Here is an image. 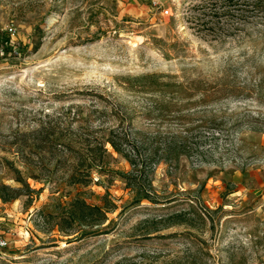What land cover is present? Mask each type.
Segmentation results:
<instances>
[{"label":"rangeland","instance_id":"1","mask_svg":"<svg viewBox=\"0 0 264 264\" xmlns=\"http://www.w3.org/2000/svg\"><path fill=\"white\" fill-rule=\"evenodd\" d=\"M160 1L0 0V264H264V16Z\"/></svg>","mask_w":264,"mask_h":264},{"label":"trees","instance_id":"2","mask_svg":"<svg viewBox=\"0 0 264 264\" xmlns=\"http://www.w3.org/2000/svg\"><path fill=\"white\" fill-rule=\"evenodd\" d=\"M211 1H212L211 2V4H212L211 7L213 9H216V10L217 9H223V8L227 9V8L231 7L232 5L236 4V3H234L235 0H211ZM254 7L256 9L261 10L262 11V15L264 16V0H257V2H255ZM112 144H113L114 147L119 149V146H118V144L115 141L112 140ZM133 162H134V160H133ZM77 202H78V204H80L82 206V208L84 210L87 211V215H92L96 211L100 210L99 206H90V205H88L86 202H84L82 200H78Z\"/></svg>","mask_w":264,"mask_h":264},{"label":"built area","instance_id":"3","mask_svg":"<svg viewBox=\"0 0 264 264\" xmlns=\"http://www.w3.org/2000/svg\"><path fill=\"white\" fill-rule=\"evenodd\" d=\"M150 1L153 2L156 5H160L161 4L160 0H150ZM162 13L168 14L169 13V9H167V8L163 9L162 8ZM7 245H8V239L5 236L0 234V250L4 249L5 247H7Z\"/></svg>","mask_w":264,"mask_h":264}]
</instances>
